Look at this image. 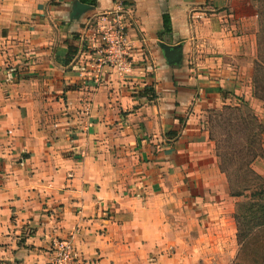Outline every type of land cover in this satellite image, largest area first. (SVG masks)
<instances>
[{
	"label": "crops",
	"instance_id": "0c3cea01",
	"mask_svg": "<svg viewBox=\"0 0 264 264\" xmlns=\"http://www.w3.org/2000/svg\"><path fill=\"white\" fill-rule=\"evenodd\" d=\"M118 1L0 0V264H50L76 228L85 264L236 262L205 114L254 98L259 0H123L127 76L101 64Z\"/></svg>",
	"mask_w": 264,
	"mask_h": 264
},
{
	"label": "trees",
	"instance_id": "16d2710c",
	"mask_svg": "<svg viewBox=\"0 0 264 264\" xmlns=\"http://www.w3.org/2000/svg\"><path fill=\"white\" fill-rule=\"evenodd\" d=\"M258 16L260 33L257 41L258 57L254 66L253 87L254 98L264 102V0L258 1ZM164 28L167 34L172 32L171 19L168 15L164 16ZM150 92V97L154 99L153 89H150ZM224 109L229 111V120L231 116L241 111L229 106ZM239 124L241 126L238 129L233 127L234 129L228 133V138L223 142L225 147L221 156L220 170L228 179L230 195L233 198L249 200L235 216L238 224L237 242L240 247L238 264H264V255H261L264 249H260L264 244V177L253 168L254 163L264 157L261 145L263 127L254 114L247 117L242 114ZM236 137H240V140H236ZM210 139L216 142L217 147L219 141L212 132ZM234 141L238 143L235 145ZM241 142L242 144H239ZM232 143L234 147H228ZM240 177L244 180H239Z\"/></svg>",
	"mask_w": 264,
	"mask_h": 264
},
{
	"label": "built area",
	"instance_id": "2783aa9c",
	"mask_svg": "<svg viewBox=\"0 0 264 264\" xmlns=\"http://www.w3.org/2000/svg\"><path fill=\"white\" fill-rule=\"evenodd\" d=\"M126 9L124 1H118L112 19L100 29L99 33V41L105 48L101 64L109 66L122 76L132 73L131 47L127 41ZM80 232L81 230L76 228L68 238L53 240L50 264H85L75 244Z\"/></svg>",
	"mask_w": 264,
	"mask_h": 264
},
{
	"label": "rangeland",
	"instance_id": "374dc122",
	"mask_svg": "<svg viewBox=\"0 0 264 264\" xmlns=\"http://www.w3.org/2000/svg\"><path fill=\"white\" fill-rule=\"evenodd\" d=\"M253 97H254V87H253ZM231 108L234 109H241V114L238 111L237 113H235L233 116H231V119H228L229 116V111L225 110L224 108L226 106H222L221 108H217V109H210L206 112V117H205V125H206V129L207 131L212 132L214 134V136L216 137V139L219 141L218 146L216 147V158L218 160L219 165L221 164V156L222 154H224V147H225V143H223L227 138H228V133L234 129L233 127H236V129H238L241 125L239 124V119L241 117V115L243 114L244 117L246 116H252L253 114L260 120V122L262 123V127H263V132L261 133V145L263 147L264 150V102H261L255 98L251 99L250 101L245 100V98H238L234 104L232 105H227ZM229 121V122H228ZM227 122V124H226ZM231 126V129H230ZM236 140H240V137H236ZM243 142V141H242ZM239 143V144H242ZM215 146H216V142L214 141ZM238 143V141H234V144ZM236 145V144H235ZM233 146L232 144H229L228 147ZM234 147V146H233ZM254 170L260 174L261 176L264 177V157L262 159L257 160L254 165H253ZM239 180H244L242 179V177L238 178ZM246 180V179H245ZM236 199V203L234 206V211H235V216L237 214V212L239 211L240 208H242L243 206L245 207V205L249 202L248 199L246 198H235ZM243 207V208H244ZM236 222V219H235ZM236 230L238 233V224L236 222ZM236 238H237V234H236ZM264 240V237H263ZM238 243V242H237ZM260 249H264V244L262 246V248ZM239 246H238V254H237V258L239 255ZM261 255H264V253L262 252ZM235 264H238V259H236Z\"/></svg>",
	"mask_w": 264,
	"mask_h": 264
},
{
	"label": "water",
	"instance_id": "95a60500",
	"mask_svg": "<svg viewBox=\"0 0 264 264\" xmlns=\"http://www.w3.org/2000/svg\"><path fill=\"white\" fill-rule=\"evenodd\" d=\"M92 9L90 6L84 5L79 1L76 2L73 8V19H78L85 12ZM161 48L164 50L166 58L171 65H179L182 62V46L170 47L165 44H161Z\"/></svg>",
	"mask_w": 264,
	"mask_h": 264
}]
</instances>
